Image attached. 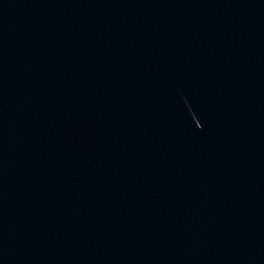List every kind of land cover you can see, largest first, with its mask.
<instances>
[{
	"label": "water",
	"instance_id": "obj_1",
	"mask_svg": "<svg viewBox=\"0 0 264 264\" xmlns=\"http://www.w3.org/2000/svg\"><path fill=\"white\" fill-rule=\"evenodd\" d=\"M0 264H264V0H0Z\"/></svg>",
	"mask_w": 264,
	"mask_h": 264
}]
</instances>
